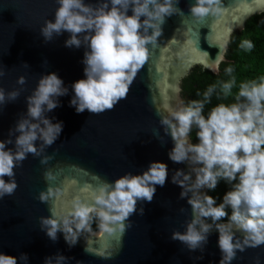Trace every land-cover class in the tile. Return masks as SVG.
<instances>
[{
  "label": "clouds",
  "instance_id": "clouds-1",
  "mask_svg": "<svg viewBox=\"0 0 264 264\" xmlns=\"http://www.w3.org/2000/svg\"><path fill=\"white\" fill-rule=\"evenodd\" d=\"M57 3L54 21L45 20L40 34L48 42L67 32L69 38L65 47H85L82 61L85 78L72 84L74 95L69 103L77 113L87 110L94 115L111 111L121 100L127 99L131 85L149 60L150 51L158 47L168 18L177 15L182 23H187L190 17L193 22L204 24L209 18L215 20L223 16L227 9L225 0H193L187 14L178 7L180 0H97V3L57 0ZM255 3L256 0H251L249 13L264 10L255 8ZM242 23L241 20L236 26ZM233 30L229 28V33ZM226 44L227 41L221 46L226 47ZM240 47L251 50L254 45L245 40ZM207 55L201 53L199 62L203 63ZM24 66L29 67L27 63ZM232 72L231 67L225 69L229 77ZM5 75L0 63V79ZM26 82L23 75L17 80L21 86ZM236 87L237 82L232 77L210 85L201 99L187 102L180 98V89L176 87L174 107L166 114L156 108L160 129H153V135L162 144L166 136L171 138L169 160L188 166L187 171L175 169L171 182L181 189L180 198H187L191 218L186 222V230L174 231L171 239L186 245L189 251H203L202 246L214 227L221 253L219 264H232L238 252L264 245V77L239 83L238 91L233 94ZM20 92L21 89H14L6 96L5 89L0 87V112L2 106L16 100ZM67 94L63 80L53 72L41 76L27 97V116L17 122L14 130L19 135L14 141L11 138L0 140V199L15 193L18 184L14 169L22 166L28 154L40 156L59 138L63 122L53 123L45 113L59 107L57 98ZM214 94L217 99L231 97L233 102L217 103L205 114ZM151 102L155 105L154 97ZM194 129L196 143L192 138ZM12 135L13 130H10L9 136ZM38 140L42 142L39 148ZM13 143L14 149L7 147ZM51 159L53 156H44L40 162L46 164ZM168 175V165L154 161L142 174L128 173L114 182L93 176L95 184L89 185L91 190L86 198H74L57 209L53 198L59 196L60 188L52 186L57 175L48 169L43 173L48 187L37 198L49 204L50 215L40 218L41 226L53 241L57 233L62 232L70 247L82 234H92L94 224L102 235L118 234L122 238L132 227L130 217L137 213V204L151 203L157 186L163 187ZM221 180L232 187L218 203L208 191H214ZM139 214H144L143 208L139 209ZM121 248L122 244L115 252L96 255L112 259ZM85 252L94 254L87 246ZM27 259L26 253L16 257L0 252V264H19ZM46 264H51V260ZM255 264H260L259 257L255 258Z\"/></svg>",
  "mask_w": 264,
  "mask_h": 264
},
{
  "label": "water",
  "instance_id": "water-1",
  "mask_svg": "<svg viewBox=\"0 0 264 264\" xmlns=\"http://www.w3.org/2000/svg\"><path fill=\"white\" fill-rule=\"evenodd\" d=\"M192 2L180 0L178 7L187 14ZM250 3L251 0H225V14L215 20L209 18L204 24H197L190 17L187 23H182L177 15L168 18L158 47L150 51L149 60L131 85L127 99L111 111L94 115L87 110L77 113L69 103L74 95L72 84L85 78L82 62L85 47H65L67 32L48 42L40 34L45 20L54 21L57 0H0V63L6 73L0 79V87L5 89L6 96L21 89L16 100L2 106L0 140L14 141L19 135L14 131L16 124L26 118L27 97L41 76L54 72L68 88L66 96L57 98L60 106L45 113L53 123L63 122L59 138L40 156L28 154L22 166L14 169L18 184L15 193L0 199V252L16 257L26 253L27 261L19 264H46L49 259L51 264H219L221 253L214 227L202 246L203 251H189L186 245L171 239L174 231L186 230V222L191 218L187 198L181 199V189L171 182L175 169L187 171L188 166L169 160L171 138L166 136L162 144L153 135V129H160L156 108L161 114L172 110L176 87L183 99L182 79L194 66L219 73L220 63L226 61L231 34L242 29L249 17L264 11L249 13ZM255 8L264 9V0H256ZM241 20L242 26H236ZM229 28L234 30L229 33ZM226 41V47H222ZM204 52L208 55L200 63ZM22 75L27 80L23 86L17 84ZM153 97L155 105L151 102ZM10 130H13L11 137ZM41 143L36 141V146L39 148ZM7 147L14 149V143ZM44 156L53 159L41 164ZM154 161L168 165V180L163 187L157 186L151 203L137 204V213L130 217L132 227L122 238L93 231L82 234L70 247L62 232L57 233L55 241L47 236L40 218L49 217V204L37 198L48 187L43 177L46 170L51 169L57 175L51 184L60 188L59 196L53 198L59 209L74 198H86L91 190L89 185L95 184L93 176L114 182L128 173L142 174ZM4 179L7 181L8 177ZM140 208L144 209L143 215L139 214ZM181 208L186 211L181 213ZM121 244V250L112 259L96 255L115 252ZM86 246L94 254L86 253ZM60 256L65 259L59 260ZM256 257L264 264V245L238 252L232 264H255Z\"/></svg>",
  "mask_w": 264,
  "mask_h": 264
},
{
  "label": "trees",
  "instance_id": "trees-1",
  "mask_svg": "<svg viewBox=\"0 0 264 264\" xmlns=\"http://www.w3.org/2000/svg\"><path fill=\"white\" fill-rule=\"evenodd\" d=\"M245 40H250L254 45L251 50L240 47L241 42ZM225 56L226 61L220 63L218 74H213L197 65L182 79V96L185 102L201 99L203 92L210 85L218 84L220 81H226L232 77L237 82V87L233 89V94L238 91L239 83L259 80L264 77V11L249 17L242 29L236 30L231 34ZM228 67L233 69L231 77L225 73V69ZM221 102L231 103L233 100L231 97L226 100L217 99L214 94L211 104H208L205 108V114L212 106ZM192 138L193 143L198 142L195 139V129L193 130ZM231 187L232 185L221 180L217 188L214 191H208V194L216 197L219 203L224 193L231 190ZM208 222L211 223L210 220ZM93 229L96 230L95 224Z\"/></svg>",
  "mask_w": 264,
  "mask_h": 264
},
{
  "label": "bare ground",
  "instance_id": "bare-ground-1",
  "mask_svg": "<svg viewBox=\"0 0 264 264\" xmlns=\"http://www.w3.org/2000/svg\"><path fill=\"white\" fill-rule=\"evenodd\" d=\"M97 233H99L97 230H94V234H97Z\"/></svg>",
  "mask_w": 264,
  "mask_h": 264
}]
</instances>
